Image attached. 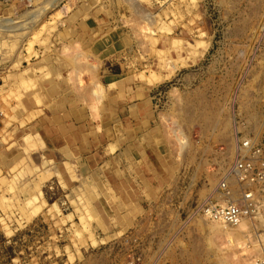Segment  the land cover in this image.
Masks as SVG:
<instances>
[{
    "label": "rangeland",
    "instance_id": "obj_1",
    "mask_svg": "<svg viewBox=\"0 0 264 264\" xmlns=\"http://www.w3.org/2000/svg\"><path fill=\"white\" fill-rule=\"evenodd\" d=\"M0 29V264L264 263V190L232 239L201 210L264 140V0H12Z\"/></svg>",
    "mask_w": 264,
    "mask_h": 264
},
{
    "label": "built area",
    "instance_id": "obj_2",
    "mask_svg": "<svg viewBox=\"0 0 264 264\" xmlns=\"http://www.w3.org/2000/svg\"><path fill=\"white\" fill-rule=\"evenodd\" d=\"M12 0H0V3ZM229 177L235 180L238 195L235 202L226 201L230 191ZM264 190V140L259 144L247 138L237 145V153L233 165L225 173L215 190L202 206V212L208 218L219 220L225 224L237 225L242 217H253L258 212L257 193ZM219 197V198H216ZM255 264H264L259 261Z\"/></svg>",
    "mask_w": 264,
    "mask_h": 264
},
{
    "label": "bare ground",
    "instance_id": "obj_3",
    "mask_svg": "<svg viewBox=\"0 0 264 264\" xmlns=\"http://www.w3.org/2000/svg\"><path fill=\"white\" fill-rule=\"evenodd\" d=\"M132 5V4H131ZM64 9H65V7L64 8H62V9H59L58 10V12H57V14L58 15H64V13H65V11H64ZM137 11V10H136ZM30 16H31V20L29 21V22H34L35 21V19L37 20V18L40 16H37L35 13H30ZM13 21V20H12ZM11 20H3V22L4 23H7V22H9V25H11L10 24V22H12ZM36 22V21H35ZM27 24V23H26ZM30 24V23H29ZM7 25V24H6ZM8 25V26H9ZM21 25V24H20ZM23 25H25V23L23 24ZM23 25L22 26H12V27H7L8 29H3V30H7V31H10V29L9 28H11V29H13L14 31H19V30H21V28L23 27ZM3 27V26H2ZM4 27L6 28V26H5V24H4ZM17 27H18V29H17ZM2 29V28H1ZM0 29V30H1ZM16 29V30H15ZM13 30H11V31H13ZM68 53H70L71 55H72V53L69 51ZM67 53V54H68ZM79 53H81V52H79ZM70 54H68V55H70ZM73 54H74V60H75V58H76V67H75V71H73V73H74V79L76 80H80V73L85 69V66L83 65V64H81L79 61L77 62V57H78V55L79 54H77L76 52H73ZM75 56H77V57H75ZM82 56V55H81ZM80 56V57H81ZM73 59V58H72ZM73 60V61H74ZM92 67V66H91ZM70 73V72H69ZM97 73V72H96ZM74 80V81H75ZM94 82H95V80H94ZM96 83V82H95ZM97 84V83H96ZM96 85H94V87H95ZM81 87V86H80ZM97 87V86H96ZM95 87V88H96ZM84 88V87H83ZM97 92V91H96ZM84 93H85V90L83 91V92H81V94H82V96H83V101H85L87 104H88V107L90 108V109H92L93 111L94 110H96L97 108H96V104H95V102H93V101H90V99H88V95H86L87 93H85V95H86V97L84 96ZM95 97V96H94ZM97 98V97H96ZM98 98H100V97H98ZM87 100L89 101V102H87ZM96 101V100H95ZM100 101H101V99H100ZM87 107V106H86ZM250 113H251V111H250ZM251 115H252V113L250 114V116H247L248 118H246V119H251ZM253 116V115H252ZM255 116V115H254ZM253 119H255V118H253ZM254 123V122H253ZM256 125V124H255ZM237 130V129H236ZM237 138V137H236ZM235 138V139H236ZM237 140V139H236ZM235 140V141H236ZM252 141L254 142V140L252 139ZM235 148V147H234ZM230 151V150H229ZM231 152V151H230ZM236 153H237V148H236ZM219 157V156H218ZM219 162V161H218ZM227 162V161H226ZM221 172V171H220ZM225 173V172H224ZM224 175V174H223ZM210 179V178H209ZM211 181V180H210ZM235 180L234 179H232V178H230L229 177V180H228V184H229V186H230V191H229V193L226 195V196H224L226 199H222V201H219V202H226V201H231V202H234L233 201V198L235 197V193H236V191H233L234 189H233V187L235 186ZM219 184V183H218ZM217 184V185H218ZM216 198H219V197H216ZM222 198V197H221ZM221 198H219V199H221ZM234 200H236V199H234ZM263 201V200H262ZM261 208H263V207H261ZM202 210V209H201ZM258 215V214H257ZM257 215H256V217H257ZM260 216V215H259ZM263 216V215H262ZM259 218V217H258ZM206 219H207V217H206ZM205 219V220H206ZM252 219V218H251ZM210 220V219H209ZM248 220V219H247ZM247 220H246V217L244 218V217H242V219H241V222L239 223V224H237V225H230V224H225V223H223V222H221V221H219V220H213L212 219V225H214V228L216 229V232H219V234H222V236H225L227 239H232L231 237H234V236H236L235 234H236V232H235V234H233L234 233V230H236V228H244L245 226H246V222H247ZM211 221V220H210ZM209 221V222H210ZM253 222H254V220H253ZM251 224V223H250ZM213 228V227H212ZM232 231H233V233H232ZM238 235V234H237ZM133 237V236H132ZM237 237V236H236ZM264 237V236H263ZM243 244V243H242ZM259 252V251H258ZM170 254H171V252H169ZM168 254V253H167ZM159 257V256H158ZM244 258V257H243ZM169 259V258H168ZM176 259V258H175ZM158 260V259H157ZM161 261V260H160ZM176 261V260H175ZM262 261V260H261ZM162 262V261H161ZM172 264V263H171Z\"/></svg>",
    "mask_w": 264,
    "mask_h": 264
},
{
    "label": "crops",
    "instance_id": "obj_4",
    "mask_svg": "<svg viewBox=\"0 0 264 264\" xmlns=\"http://www.w3.org/2000/svg\"><path fill=\"white\" fill-rule=\"evenodd\" d=\"M98 110H99V108H98Z\"/></svg>",
    "mask_w": 264,
    "mask_h": 264
}]
</instances>
